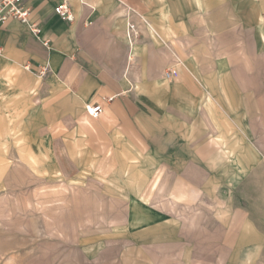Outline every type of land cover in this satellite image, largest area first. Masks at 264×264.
Here are the masks:
<instances>
[{
  "label": "rangeland",
  "instance_id": "rangeland-1",
  "mask_svg": "<svg viewBox=\"0 0 264 264\" xmlns=\"http://www.w3.org/2000/svg\"><path fill=\"white\" fill-rule=\"evenodd\" d=\"M198 1L215 0H173V7L187 9L190 19L200 10ZM223 1L206 17L234 2L255 10L250 0ZM228 33L242 40L250 74H215L214 80H205L224 78L227 99L214 84L195 79H190L185 100L174 87L172 93H161L166 97L161 115L171 118L177 158L155 164L143 160L111 180L93 175L68 112L70 99L36 94L37 82L23 75L32 88L27 92L15 74H0V264H264V131L256 108L264 104V47L254 28ZM151 34L159 40L157 32ZM133 35L145 37L141 31ZM239 65L233 59L225 69L231 72ZM168 74L172 82L176 74ZM131 77H123L129 88L150 101L147 79L133 82ZM203 94L212 100L218 134L206 128L200 112ZM159 172L161 183L181 172L207 186L209 197L197 207L209 219L199 233L151 209L156 192L148 190ZM236 206L256 217L262 236L254 253L223 256L216 234ZM109 214L126 216V224L117 228Z\"/></svg>",
  "mask_w": 264,
  "mask_h": 264
},
{
  "label": "crops",
  "instance_id": "crops-1",
  "mask_svg": "<svg viewBox=\"0 0 264 264\" xmlns=\"http://www.w3.org/2000/svg\"><path fill=\"white\" fill-rule=\"evenodd\" d=\"M22 1L25 8L32 9L30 23L10 20L0 25V74H15L19 87L27 92L32 88L22 81L23 75L37 82L36 94L70 99L68 112L76 120L92 173L103 180H111L143 160L155 164L177 158L172 155L175 140L171 118L161 115L165 112V92L177 88L185 100L190 79L204 84L214 80L215 74H250L252 63L244 53L243 42L229 30L236 34L240 27L245 31L254 28L264 47V0H250L254 12L244 3L234 2L208 18L209 9L224 1L206 5L198 1L200 10L190 19V12L173 7V0ZM63 3L71 9L72 22L55 14ZM139 31L144 38L134 37ZM151 32H157L159 40ZM237 58L238 70L228 72L226 65ZM183 59L188 61L187 68L180 64ZM168 73L176 74L172 82ZM125 74L134 77L133 82L147 79L151 88L146 99L150 101L129 88ZM214 82L208 83L227 99L226 80ZM201 101L206 128H211L210 134H218L211 98L203 94ZM88 105H101L102 114L92 118L86 113ZM256 106L260 130L264 131V104L258 102ZM148 191L156 192L151 209L194 233H199L203 221L209 219L197 207L209 197L207 186L199 180L177 172L170 182L161 183L159 172ZM111 217L117 228L127 222L126 216ZM258 222L249 210L236 206L218 227L219 254L254 253L262 236Z\"/></svg>",
  "mask_w": 264,
  "mask_h": 264
},
{
  "label": "built area",
  "instance_id": "built-area-1",
  "mask_svg": "<svg viewBox=\"0 0 264 264\" xmlns=\"http://www.w3.org/2000/svg\"><path fill=\"white\" fill-rule=\"evenodd\" d=\"M22 0H0V25L10 20H19L23 23H30V14L32 9L25 8L22 5ZM55 14L61 16L63 20L72 22L74 16L71 13V9L67 3H63L55 9ZM34 29V33L38 34L39 30L34 25L31 26ZM47 45V44H46ZM48 46V45H47ZM3 51L0 50V57ZM171 76L169 75V78ZM103 112L101 105H88L86 106V113L92 118H98Z\"/></svg>",
  "mask_w": 264,
  "mask_h": 264
},
{
  "label": "bare ground",
  "instance_id": "bare-ground-1",
  "mask_svg": "<svg viewBox=\"0 0 264 264\" xmlns=\"http://www.w3.org/2000/svg\"><path fill=\"white\" fill-rule=\"evenodd\" d=\"M199 6H200V5H199ZM168 76H169V74H168ZM206 102H207V101H206ZM4 109H5V108H4ZM119 180H120V179H119ZM66 185H67V184H66ZM63 188H64V187H63ZM71 188H72V190L74 189L73 186L70 187V190H71ZM65 189H66V188H65ZM70 190H69V191H70ZM66 191H67V189H66Z\"/></svg>",
  "mask_w": 264,
  "mask_h": 264
}]
</instances>
